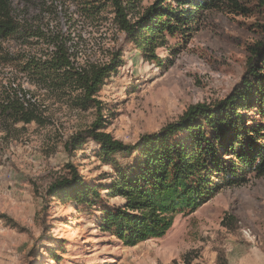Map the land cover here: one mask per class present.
I'll return each instance as SVG.
<instances>
[{"label":"rangeland","instance_id":"obj_1","mask_svg":"<svg viewBox=\"0 0 264 264\" xmlns=\"http://www.w3.org/2000/svg\"><path fill=\"white\" fill-rule=\"evenodd\" d=\"M6 1L18 29L0 38V264H264V175L222 188L164 236L129 246L100 222L103 206L124 202L104 190L111 165L92 138L77 149L71 142L98 121L134 143L191 105L224 99L245 74L249 46L264 40L260 0H239L244 11L230 0L200 10L189 29L163 33L156 58L121 28L113 0ZM156 1L121 6L134 23ZM59 48L78 69L117 68L101 86L100 107H75L26 68ZM12 101L35 107L46 123L18 120ZM72 167L98 185L101 203L87 209L47 194Z\"/></svg>","mask_w":264,"mask_h":264},{"label":"trees","instance_id":"obj_2","mask_svg":"<svg viewBox=\"0 0 264 264\" xmlns=\"http://www.w3.org/2000/svg\"><path fill=\"white\" fill-rule=\"evenodd\" d=\"M230 1L236 11L246 10L239 0ZM113 2L121 28L153 58L155 48L164 45L163 33L189 29L200 10L219 7L218 0H157L132 23L121 0ZM260 2L264 6V0ZM17 29L7 1L0 0V38ZM248 50L245 74L224 99L191 105L177 121L134 143L115 139L98 121L72 138L76 149L85 138L98 143V155L113 169L104 190L109 197L124 199L120 206H103V230L129 246L162 237L179 214L196 210L226 186H241L250 175H264V40ZM26 68L81 109L100 107L101 86L117 69L112 65L78 69L62 48L49 59L29 61ZM14 103L10 105L19 108L18 120L46 123L35 107ZM255 109L257 117H250ZM71 172V178L56 181L47 194L87 209L101 203L98 185L85 182L75 167Z\"/></svg>","mask_w":264,"mask_h":264}]
</instances>
